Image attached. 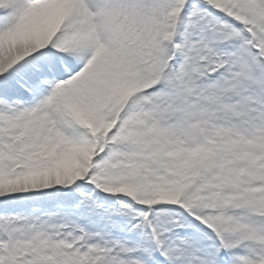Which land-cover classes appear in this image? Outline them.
<instances>
[{"label": "snow or ice", "instance_id": "obj_1", "mask_svg": "<svg viewBox=\"0 0 264 264\" xmlns=\"http://www.w3.org/2000/svg\"><path fill=\"white\" fill-rule=\"evenodd\" d=\"M0 264H264V0H0Z\"/></svg>", "mask_w": 264, "mask_h": 264}]
</instances>
